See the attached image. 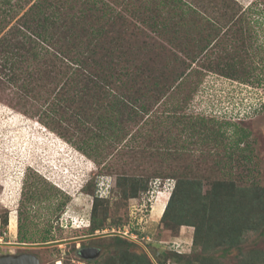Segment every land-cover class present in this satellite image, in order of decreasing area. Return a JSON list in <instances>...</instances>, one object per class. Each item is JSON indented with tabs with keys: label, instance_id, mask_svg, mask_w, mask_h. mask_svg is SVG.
<instances>
[{
	"label": "rangeland",
	"instance_id": "obj_1",
	"mask_svg": "<svg viewBox=\"0 0 264 264\" xmlns=\"http://www.w3.org/2000/svg\"><path fill=\"white\" fill-rule=\"evenodd\" d=\"M35 1L0 0V40L16 44L13 53L0 46V256L22 250L39 264L121 255L152 264L157 257L198 264L203 256L246 264L258 250L252 264H263L264 227L245 230L241 249L204 251L201 242L193 246L194 226L172 228L162 216L178 181L202 182L204 192L218 180H233L237 192L264 190V0H105L114 9L98 17L102 26L94 16L76 33L103 28L102 41L116 36L126 52L122 59L113 44V64L87 36L72 46L75 33L55 23L52 5L40 18L29 10ZM85 1L65 0L66 13L82 20L92 6ZM20 25L37 26L40 35ZM240 58L243 73H222ZM123 67L148 80L117 79ZM96 198L105 227L89 235ZM45 236L56 243L11 244L47 243ZM82 246L100 253L83 258Z\"/></svg>",
	"mask_w": 264,
	"mask_h": 264
},
{
	"label": "trees",
	"instance_id": "obj_2",
	"mask_svg": "<svg viewBox=\"0 0 264 264\" xmlns=\"http://www.w3.org/2000/svg\"><path fill=\"white\" fill-rule=\"evenodd\" d=\"M57 3H59L60 9L56 8L55 5H57ZM99 3L100 5H98ZM48 4L49 6L52 5L50 6V8H53L52 17L55 19V23H62L64 25H68L72 33H75L74 35L76 37L75 41H73L72 43V46H74L75 43L79 41L80 37L87 36L89 40L86 43L88 44V46H90L94 53H99L102 50L105 51V54L102 56V58H109V61L105 60L106 63L113 64L114 57L118 56L113 51V44H115V47L119 50L122 59H124L126 51H124L125 49H121L119 48V46H117L118 44L122 43L118 41L116 42V40L114 41V39H116V36L112 37L111 40L108 42L107 40L102 41L104 35L103 31H105L103 28H91L90 33L84 32L85 35L83 36H80L79 33H76V27L80 26V23L83 24L87 20L88 22H90L91 17L95 16L96 21L100 23V25L103 24L99 21L98 17L105 16L106 10L114 9L111 7V5H108L105 0H92V6L88 7L86 10H83L84 15L81 16V19H83L78 21L74 19V13H66L68 9L67 6H65V0H47V4L41 3L37 0L29 7V10H32V13H34L35 16L43 18L44 15L41 13V11L43 10L42 8H48ZM88 12H92V15H89L91 13ZM147 12H151L150 7H146V12L144 11V13ZM24 15L22 16V18L24 17ZM150 25L152 28L157 29L156 26H158L159 24L158 22L153 21ZM20 26H23L25 29L30 30L34 34L38 33L37 35H40V31L38 32L37 26L35 29L30 25ZM163 26L161 30L165 29V25ZM130 34H132V31ZM10 41L11 40L6 39V37H4L3 40H0V46L5 51V53H13L16 50V44L11 43ZM110 42L111 46L108 47L107 45ZM124 42H126V38H124ZM63 52L64 51H61V53ZM64 55L65 53L60 56L63 57ZM102 58L98 55V58L95 59V61L93 60V64H97L100 60H102ZM81 60L85 61L84 58H81ZM242 62H246V60L240 58L239 60L236 59V61L229 62L226 68L222 70V73H228L229 75L243 73L241 71L238 72L239 70L237 69L240 67L239 64L241 65ZM143 67L144 66H139V68ZM243 69L245 73H248L245 67ZM125 71L126 69L123 67L119 71V73L116 74V78L123 80L122 78L133 74L139 78L138 82L140 83L144 82L145 80H148V77H143L140 74V70L138 69H135L132 73ZM120 73H122V77L120 76ZM184 184L185 186L182 187L181 181H178V183H176V185L174 186L173 191L168 200L169 204L167 203L165 207L162 220L165 222L168 221L167 219H170V221L174 224L172 228L174 226L179 228L181 225L194 226L196 233L195 238L193 240V246L201 242V247L204 249V251H209L213 249L216 250L221 246L224 247L227 252L231 251L234 248L241 249V244L244 241L245 230H258L264 227V190L261 189L259 186L251 185L250 187H247L246 189L243 188L242 191L237 192L238 187L234 185L235 182L233 180H218L213 182V185L209 188V190L204 192L202 182L184 181ZM97 202L98 198L94 199L90 225L88 226L89 229L87 233L89 235L94 234L96 230H101L105 227L103 222L97 219ZM5 222L7 221L5 220ZM18 226V233L20 234V224ZM48 237L49 236L43 237L42 241L47 242L53 240L49 239ZM114 240L116 242L121 243H130L128 239L119 235H115ZM18 241L31 242L26 240V237L24 238L23 236H20V239ZM252 253H250L248 258L246 259V262H248L246 264L254 263L256 259H258L256 255H260L258 250H254L252 251ZM121 256L122 258H116L115 256H113L104 260L106 262L98 263L96 261V263L152 264V262H150L147 256H142L141 258L133 259L131 262L130 260L125 259L123 255ZM165 256L167 257V259L170 258L167 255ZM196 259L198 264H213L211 263L209 257L206 256ZM175 260L183 264H193L190 259L185 260L184 262L183 258L175 257ZM157 262L158 264H167V260L163 257H157Z\"/></svg>",
	"mask_w": 264,
	"mask_h": 264
},
{
	"label": "water",
	"instance_id": "obj_3",
	"mask_svg": "<svg viewBox=\"0 0 264 264\" xmlns=\"http://www.w3.org/2000/svg\"><path fill=\"white\" fill-rule=\"evenodd\" d=\"M92 237V236H89ZM56 242H47V243H42V244H33V243H11L14 245H22V246H36V245H49V244H54ZM10 244V243H6ZM80 255L83 258H88V259H93L95 258L99 253L100 250L96 247H84L81 248L79 251ZM0 264H39V261L37 257L33 254L30 253H22V254H6L3 256H0Z\"/></svg>",
	"mask_w": 264,
	"mask_h": 264
},
{
	"label": "flooded vegetation",
	"instance_id": "obj_4",
	"mask_svg": "<svg viewBox=\"0 0 264 264\" xmlns=\"http://www.w3.org/2000/svg\"><path fill=\"white\" fill-rule=\"evenodd\" d=\"M84 247H88V246H82V248H84ZM17 249H19V248H17ZM21 253H25V252L22 250L21 251L17 250L14 252V254H16V255L21 254Z\"/></svg>",
	"mask_w": 264,
	"mask_h": 264
},
{
	"label": "bare ground",
	"instance_id": "obj_5",
	"mask_svg": "<svg viewBox=\"0 0 264 264\" xmlns=\"http://www.w3.org/2000/svg\"><path fill=\"white\" fill-rule=\"evenodd\" d=\"M166 197H167V196H166ZM166 197H164V198H166ZM161 200H162V199H161ZM165 200H166V199H165ZM161 202H162V204L164 203L163 201H161ZM161 202H160V203H161ZM166 202H167V201H166ZM166 204H167V203H166ZM168 204H169V203H168ZM157 205H158V204H157ZM160 205H161V204H160ZM163 208H164V207H163ZM161 209H162V208L160 207V210H161ZM155 212H156V211H155ZM160 212H161V211H160ZM158 213H159V212H158ZM158 213H157V214H158Z\"/></svg>",
	"mask_w": 264,
	"mask_h": 264
},
{
	"label": "crops",
	"instance_id": "obj_6",
	"mask_svg": "<svg viewBox=\"0 0 264 264\" xmlns=\"http://www.w3.org/2000/svg\"><path fill=\"white\" fill-rule=\"evenodd\" d=\"M248 3H252V2H249V1H248ZM249 5H250V4H249ZM249 5H248V6H249ZM162 198H163V197H162ZM158 209H159V211H160V208H158ZM157 213H158V212H156L155 214H157Z\"/></svg>",
	"mask_w": 264,
	"mask_h": 264
}]
</instances>
